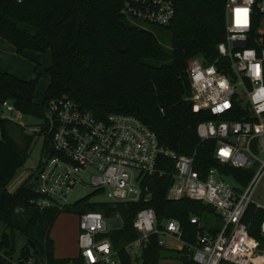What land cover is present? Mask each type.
<instances>
[{
	"label": "trees",
	"instance_id": "obj_1",
	"mask_svg": "<svg viewBox=\"0 0 264 264\" xmlns=\"http://www.w3.org/2000/svg\"><path fill=\"white\" fill-rule=\"evenodd\" d=\"M122 1L0 0V38L17 54L48 51L50 55L41 103L32 100L36 72L28 79H20L0 71V101L8 100L22 115L36 119L43 118L47 101L57 97L75 101L96 117L107 113L133 115L154 132L164 147L176 153L193 154L196 169L216 166L213 142L199 141L195 126L199 121L217 117L207 110H192L185 66L193 56L208 62L216 57V44L224 37V0H172L174 15L170 23L149 25L156 33L126 21L119 11ZM163 39H167L168 46L161 43ZM243 116L240 107L233 103L219 118ZM14 125L18 124L0 119V251L3 255L0 264L27 258L33 264H82L78 256H53V240L48 232L63 210L75 214L100 211L104 216L116 213L121 225L107 232L106 237L120 264L136 260L138 264H157L159 260L158 252L162 248L157 245L155 234L148 236L138 256L131 258L123 250L137 235L132 219L138 209L151 207L158 224L168 218L177 220L180 238L189 244L193 243L195 230L189 217L200 219L204 212L213 213L209 205L199 201L165 198L173 171L172 162L166 158L158 165L165 172L146 180L149 198L145 201H90L92 196L100 194L93 191L61 210L38 209L31 201L36 194L28 182L34 170L12 191L6 188L24 164L29 144L23 134L24 146L16 144L10 134ZM19 128L22 133L23 127ZM262 216L261 210L248 205L243 220L248 223V234L258 242L259 250L264 251V239L258 233ZM208 229L213 232L217 228ZM179 252L185 253L184 249ZM187 264L193 263L188 260Z\"/></svg>",
	"mask_w": 264,
	"mask_h": 264
},
{
	"label": "built area",
	"instance_id": "obj_2",
	"mask_svg": "<svg viewBox=\"0 0 264 264\" xmlns=\"http://www.w3.org/2000/svg\"><path fill=\"white\" fill-rule=\"evenodd\" d=\"M119 11L128 21L154 26L168 25L174 15L172 0H123ZM224 15V37L216 44V57L208 62L193 56L185 66L192 110H207L217 117L195 126L199 141L213 142L216 166L196 169L193 154L164 147L133 115L96 117L75 101L57 97L47 101L43 118L30 128L41 138V158L28 181L36 194L31 200L35 207L61 210L68 205L67 194L79 184L104 194L106 202L145 201L146 180L165 172L158 165L166 158L173 171L165 198L207 204L221 226L212 232L198 217H189L195 225L189 244L181 240L177 220L158 224L153 209L142 207L133 216L137 235L123 246L125 253L138 256L148 236L155 234L159 247L177 251L193 264L263 263L264 251L248 234L243 218L248 205L261 210L258 233L264 239V0H224ZM233 103L243 118H219ZM23 116L10 101H0V119L24 127ZM108 230L100 211L77 214L76 256L82 264H120L106 237ZM12 264L33 262L27 258Z\"/></svg>",
	"mask_w": 264,
	"mask_h": 264
},
{
	"label": "rangeland",
	"instance_id": "obj_3",
	"mask_svg": "<svg viewBox=\"0 0 264 264\" xmlns=\"http://www.w3.org/2000/svg\"><path fill=\"white\" fill-rule=\"evenodd\" d=\"M128 21L127 19H125ZM130 23H133L132 21H128ZM139 26H142L143 28H147L154 33L156 31L151 28L149 25H142L137 24ZM164 46H168L167 39H163L161 42ZM17 54V53H16ZM19 57L24 59L27 66L29 65L32 70V75H34V72L37 74V82L34 89V93L32 95V100L35 103H41L45 86L47 84V76L45 73V68L50 64V55L48 51L45 52H34V51H24L22 54H17ZM4 57L6 59V63L11 62L13 63V59L11 56L5 54L0 55V57ZM10 66H12L10 64ZM35 67V69H34ZM35 70V71H34ZM40 121L39 119L33 118L31 116L24 115L21 120L20 124L25 125L22 129V133L20 132V128L18 125H14V127H11V137L14 139L16 144L18 146L23 147L25 144V138L22 136V134L29 139V144L27 148V157L22 165V167L17 171L15 177L12 181H10L7 184L8 189H12L16 185H19L25 175L30 171L33 170V168L38 163L39 159L41 158V138L33 136L30 133V128L38 124ZM32 135V136H30ZM94 191V188H92L89 185L86 184H79L76 185L68 194H67V204H71L75 202L76 200L87 196L91 192ZM106 197L104 194H96L90 198V201H106ZM107 218V225H108V232L117 229L121 225L120 217L116 213H112L108 216H105ZM200 224L203 226V228H219L221 226V221L219 218L213 214L212 212H204L202 214V217L200 218ZM76 232H77V214L70 210H63L59 213V215L56 217L54 222L52 223L48 235L53 240V248H54V254L56 256L60 257H74L77 255V248L75 244V238H76ZM20 243L17 244L16 248L19 246ZM17 251L13 254V257L16 255ZM131 264H138V261H134ZM157 264H182L177 259L172 258H164L159 259ZM221 264H230L228 262H221Z\"/></svg>",
	"mask_w": 264,
	"mask_h": 264
},
{
	"label": "crops",
	"instance_id": "obj_4",
	"mask_svg": "<svg viewBox=\"0 0 264 264\" xmlns=\"http://www.w3.org/2000/svg\"><path fill=\"white\" fill-rule=\"evenodd\" d=\"M5 54L11 56V58H14L12 61L13 63L8 62V61L6 63V59L3 56L0 57V71L8 72L11 75H13L17 78H20V79H28L31 77V75H32L31 67L29 65L27 66L24 59H22L21 57H19L16 54V52L14 51L13 47L10 44H8L6 41H4L3 39L0 38V55H5ZM10 64L12 66H10ZM26 175H25V177H26ZM15 187H13L12 189H8L6 186L8 191H12ZM53 250H54V248H53ZM53 256L54 257H60V256H56L54 254V251H53Z\"/></svg>",
	"mask_w": 264,
	"mask_h": 264
},
{
	"label": "water",
	"instance_id": "obj_5",
	"mask_svg": "<svg viewBox=\"0 0 264 264\" xmlns=\"http://www.w3.org/2000/svg\"><path fill=\"white\" fill-rule=\"evenodd\" d=\"M27 243L30 245L31 248H33V244L30 241H27ZM158 258L159 259L172 258V259H177L182 264H187L188 263L187 259L183 255H181L177 251H173V250L161 249L158 252Z\"/></svg>",
	"mask_w": 264,
	"mask_h": 264
}]
</instances>
